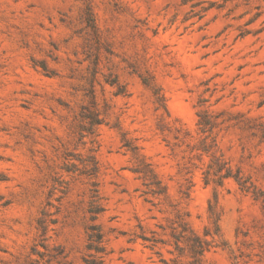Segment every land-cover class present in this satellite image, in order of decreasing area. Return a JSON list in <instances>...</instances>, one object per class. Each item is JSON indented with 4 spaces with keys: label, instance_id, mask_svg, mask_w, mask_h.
Instances as JSON below:
<instances>
[{
    "label": "rangeland",
    "instance_id": "rangeland-1",
    "mask_svg": "<svg viewBox=\"0 0 264 264\" xmlns=\"http://www.w3.org/2000/svg\"><path fill=\"white\" fill-rule=\"evenodd\" d=\"M0 264H264V0H0Z\"/></svg>",
    "mask_w": 264,
    "mask_h": 264
}]
</instances>
